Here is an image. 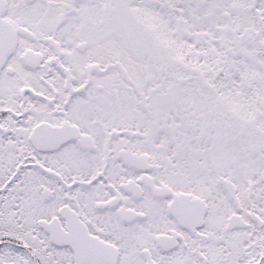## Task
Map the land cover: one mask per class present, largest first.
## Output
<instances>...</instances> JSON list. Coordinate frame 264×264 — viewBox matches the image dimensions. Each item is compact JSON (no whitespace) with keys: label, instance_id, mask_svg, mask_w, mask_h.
Instances as JSON below:
<instances>
[{"label":"snow or ice","instance_id":"1","mask_svg":"<svg viewBox=\"0 0 264 264\" xmlns=\"http://www.w3.org/2000/svg\"><path fill=\"white\" fill-rule=\"evenodd\" d=\"M0 264H264V0H0Z\"/></svg>","mask_w":264,"mask_h":264}]
</instances>
